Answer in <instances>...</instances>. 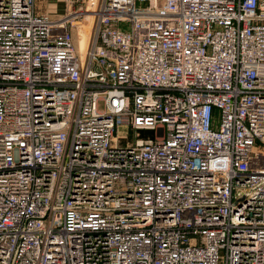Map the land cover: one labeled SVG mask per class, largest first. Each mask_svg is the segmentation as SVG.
<instances>
[{
	"label": "built area",
	"instance_id": "obj_1",
	"mask_svg": "<svg viewBox=\"0 0 264 264\" xmlns=\"http://www.w3.org/2000/svg\"><path fill=\"white\" fill-rule=\"evenodd\" d=\"M47 2L0 0V264H264V0Z\"/></svg>",
	"mask_w": 264,
	"mask_h": 264
},
{
	"label": "rangeland",
	"instance_id": "obj_2",
	"mask_svg": "<svg viewBox=\"0 0 264 264\" xmlns=\"http://www.w3.org/2000/svg\"><path fill=\"white\" fill-rule=\"evenodd\" d=\"M59 5V4H58ZM52 8L50 6V3L47 2V0H38V11L41 12V13H48V12H51L52 11ZM73 33H74V38L76 40V43L78 42L77 38H76V28L73 30ZM78 44V43H77ZM82 45V44H81ZM129 130L126 129V128H123L121 127L118 131V136L119 137H124L125 135H129ZM147 136V134H144Z\"/></svg>",
	"mask_w": 264,
	"mask_h": 264
},
{
	"label": "bare ground",
	"instance_id": "obj_3",
	"mask_svg": "<svg viewBox=\"0 0 264 264\" xmlns=\"http://www.w3.org/2000/svg\"><path fill=\"white\" fill-rule=\"evenodd\" d=\"M81 48L84 50L86 48V42L84 40H82L81 42Z\"/></svg>",
	"mask_w": 264,
	"mask_h": 264
}]
</instances>
